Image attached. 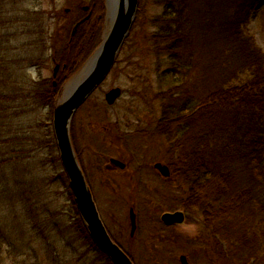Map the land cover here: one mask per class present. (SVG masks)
Masks as SVG:
<instances>
[{"label":"trees","instance_id":"obj_1","mask_svg":"<svg viewBox=\"0 0 264 264\" xmlns=\"http://www.w3.org/2000/svg\"><path fill=\"white\" fill-rule=\"evenodd\" d=\"M261 1L153 0L157 11L148 19L145 35L155 61L154 100L160 109L151 136L165 141L171 170L165 182L176 185L180 208L188 215L197 211L206 252L223 264H264V50L247 33ZM80 6L76 23L85 17ZM89 6L92 16L74 35L71 15L54 8L51 27L33 18L34 9H25L22 22L29 42L19 49L12 46L19 34L11 21L20 17L10 13L8 1L0 0V264H33L31 253L24 251L31 246L20 242L8 219H31L33 207L46 227L52 217L32 160L47 150L61 164L52 128L54 104L61 85L99 44L105 18L104 0H91ZM54 30L61 40H55ZM56 41L61 42L57 48ZM33 48L46 53L55 48L53 61L66 65L56 85L26 72L40 62ZM79 111L72 139L85 168L74 128ZM68 192L72 256L87 264H113L92 240L70 188ZM35 235L32 230L30 242Z\"/></svg>","mask_w":264,"mask_h":264},{"label":"rangeland","instance_id":"obj_2","mask_svg":"<svg viewBox=\"0 0 264 264\" xmlns=\"http://www.w3.org/2000/svg\"><path fill=\"white\" fill-rule=\"evenodd\" d=\"M6 1L9 3L10 13L20 17V21H11L19 34L18 41L13 42L12 46L22 49L29 42L26 25L22 22V15L26 14L25 9L27 11L34 9L33 18L38 19V22L51 24V27L54 21L52 16L54 8L56 13L64 12L71 15L73 33L76 20L80 16L76 7L80 3L81 8L89 6L91 0H32L30 3L28 0ZM263 1L253 11L247 25V33L252 35L264 50ZM156 11L153 0L139 1L128 41L118 56L120 61L77 115L74 128L78 147L107 228L118 242L133 254L137 264H180L179 257L183 254L188 257L191 264H223L219 260L213 262L214 258L209 257L206 252L197 211L189 215L186 213L185 222L174 227L163 228L160 221L164 212L181 208L178 205V197H175L176 185L160 179L158 171L154 168L155 163L166 164L169 159L165 151V141L159 139L160 137L153 139L151 136L160 109L158 100H154L155 93L158 92L157 76L153 72L155 61L153 55L147 51L148 41L145 35L148 19ZM87 15L88 11L85 12V16ZM104 27L106 25L103 23L102 31ZM148 29L150 31L149 27ZM57 32L59 33L54 30L53 37L55 40H61L59 35H55ZM60 43L56 41L54 47H59ZM33 49L32 55L40 56V62L25 69L28 75L39 81L43 79L51 84H57L56 77L61 66L55 77L56 62L52 59L55 48L48 50L47 53L44 50L41 52V49ZM147 78H151L150 81ZM114 87H120L123 94L115 105L108 106L105 94ZM39 109L47 111L43 106ZM111 157L126 162L127 169L123 172L112 167L109 162ZM32 166L35 168L34 173L37 174L36 183L42 187L43 194H46L44 198L46 210L52 216L47 223L48 227L40 218L35 217L38 213L35 207L31 219L28 216L26 219L20 217L16 220L8 219L6 223L15 228L14 232H17L19 238L22 237L20 242L31 246L24 251L25 253L27 251L28 255L31 253V258L28 259L33 264H87L84 259L77 262V256H72V243L69 244L72 242L69 183L61 174L63 171L61 164L48 156L45 150L32 160ZM47 179L52 182L48 186L46 181L44 183ZM143 187H149L150 190L144 192L138 190ZM131 207L138 216V229L133 236L129 217ZM24 213L26 215L27 212ZM32 230L37 234L35 235L37 238L36 241L30 242L29 235ZM42 230H46L45 235L39 234ZM62 231L67 233L62 234ZM5 248L6 244L4 250ZM19 251L18 249L12 254L13 258ZM20 258L27 257L21 255Z\"/></svg>","mask_w":264,"mask_h":264},{"label":"water","instance_id":"obj_3","mask_svg":"<svg viewBox=\"0 0 264 264\" xmlns=\"http://www.w3.org/2000/svg\"><path fill=\"white\" fill-rule=\"evenodd\" d=\"M139 1L105 0L106 27L102 31L100 44L80 69L62 86L53 109L54 138L62 167L69 180L74 203L92 240L113 264L135 263L114 241L104 224L74 149L71 138V123L78 109L102 84L112 70L135 22ZM85 9H87V6ZM89 17L90 15L87 18ZM76 28L77 26L75 30ZM58 69L59 65H56L54 75ZM121 95L122 89L114 87L105 94L106 102L113 105ZM110 162L121 170L126 167L124 162L116 158H111ZM154 168L165 178L171 175L166 164L157 162L154 164ZM129 216L131 235L133 236L137 229V216L133 208L130 209ZM185 219L186 216L182 210L167 211L161 216L162 222L167 226L183 224ZM180 264L191 263L186 255H181Z\"/></svg>","mask_w":264,"mask_h":264},{"label":"flooded vegetation","instance_id":"obj_4","mask_svg":"<svg viewBox=\"0 0 264 264\" xmlns=\"http://www.w3.org/2000/svg\"><path fill=\"white\" fill-rule=\"evenodd\" d=\"M70 9H68V11H69ZM67 11V12H68ZM83 11H88V14H90V17L92 16V14H93V8L91 7V8H89V7H87V9H85V7H83ZM90 19V18H89ZM83 19H81L79 22H77V24H76V26H79L80 25V23H81V21H82ZM83 161H84V159H83ZM126 163V162H125ZM127 169V166L125 167V170ZM125 170H123V172L125 171ZM122 171V170H121ZM159 176V175H158ZM160 177V176H159ZM88 178V182H89V184H90V186H92V183H91V181H90V178L89 177H87ZM160 179H163L162 177H160ZM141 181V183H142V180H140ZM92 188V187H91ZM150 190L149 189V187H143V188H139L138 190H140L141 192L143 191H146V190ZM135 210V209H134ZM177 210H182V209H177ZM177 210H174V211H177ZM182 211H184V210H182ZM136 212V211H135ZM136 216H137V213H136ZM175 225H173V226H170V227H174ZM163 228H167V227H165V226H162ZM137 229H138V216H137ZM137 229H136V231H137Z\"/></svg>","mask_w":264,"mask_h":264},{"label":"bare ground","instance_id":"obj_5","mask_svg":"<svg viewBox=\"0 0 264 264\" xmlns=\"http://www.w3.org/2000/svg\"><path fill=\"white\" fill-rule=\"evenodd\" d=\"M108 27H109V25H108Z\"/></svg>","mask_w":264,"mask_h":264}]
</instances>
